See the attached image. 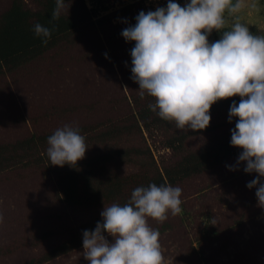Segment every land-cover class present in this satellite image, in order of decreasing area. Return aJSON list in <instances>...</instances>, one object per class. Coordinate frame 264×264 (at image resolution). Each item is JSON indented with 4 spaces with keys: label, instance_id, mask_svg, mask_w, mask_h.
Masks as SVG:
<instances>
[{
    "label": "rangeland",
    "instance_id": "obj_1",
    "mask_svg": "<svg viewBox=\"0 0 264 264\" xmlns=\"http://www.w3.org/2000/svg\"><path fill=\"white\" fill-rule=\"evenodd\" d=\"M11 2L0 0V15ZM84 2L96 17L84 19L82 0H66L61 15L78 21L77 32L28 64L0 74V146L52 134L64 124L79 127L87 146L84 157L73 165H52L45 157L40 164L33 163V158H23L13 160L0 171V213L5 218L0 225V264H89L83 256V246L42 261L43 256L66 243L72 229L99 218L104 208L69 206L63 201L58 180L68 169L84 167L86 162L113 151H126L129 152L126 161L115 159L104 164L100 161L99 165L118 176L136 175L141 168L150 176L153 162L160 169L177 159V151L165 148L173 135L191 133L182 152H199L212 138L221 137L235 126L228 123V110L221 109L211 114L209 126H218L211 133L179 130L174 121L164 124L154 121L157 116L147 118L146 123H151L147 128L142 118L154 98L147 94L141 97L139 85L130 78V49L134 42H126L120 33L129 23H135L141 10L154 11L166 6L167 0ZM176 2L183 6L185 0ZM252 2L246 0L238 13L226 12L224 30H230L238 18L248 25L250 32L264 36V0H254L255 8L251 7ZM42 3L44 0H23L32 12L40 11ZM216 33L212 31L209 41ZM116 127L123 133L107 138L108 129ZM33 151L39 157L47 153ZM237 158L180 182L181 213L175 216L169 213L163 222L149 218L150 226L159 230V238L165 237L167 241L161 249L163 264L251 263L241 262L235 251L243 252L252 246L242 239L252 212L248 204L253 205L252 191L245 187L242 177L249 180L250 175L258 174L245 175L243 162L238 170L230 171L226 165L235 164ZM214 214L225 215L222 224ZM258 218L264 219V214ZM234 224L239 225L235 228L237 238L232 233ZM255 227L264 235V223L257 222ZM252 229H248V234ZM107 238L112 240L111 236ZM237 241L243 245L237 246ZM235 244L238 250H234ZM256 251L258 256L254 258L263 264L264 244Z\"/></svg>",
    "mask_w": 264,
    "mask_h": 264
},
{
    "label": "clouds",
    "instance_id": "obj_2",
    "mask_svg": "<svg viewBox=\"0 0 264 264\" xmlns=\"http://www.w3.org/2000/svg\"><path fill=\"white\" fill-rule=\"evenodd\" d=\"M245 3L185 0L181 6L167 0L166 6L154 11L141 10L135 23L120 34L126 42H134L130 78L139 85L141 97H153L148 107L160 118L174 121L177 129H206L215 102L240 97L230 104L228 122L235 120L230 145L242 151L235 164L226 167L235 171L243 162L245 173L258 174L246 187L256 189L257 204L264 208V36L250 32L238 18L230 30H224L225 13H238ZM65 7L66 0H55L52 20ZM251 7H256L254 0ZM213 30L220 38L210 42ZM32 31L44 45L51 38L52 30L39 22ZM47 144L50 164L58 166L75 164L87 149L79 127L71 124L58 127ZM181 194L179 186L150 182L135 187L127 203L104 205L101 221L82 232L84 258L89 264H163L159 230L148 220L163 222L169 213H181ZM4 221L0 213V225Z\"/></svg>",
    "mask_w": 264,
    "mask_h": 264
},
{
    "label": "trees",
    "instance_id": "obj_3",
    "mask_svg": "<svg viewBox=\"0 0 264 264\" xmlns=\"http://www.w3.org/2000/svg\"><path fill=\"white\" fill-rule=\"evenodd\" d=\"M55 8V0H44L40 11L32 12L23 4V0H12L8 10L0 15V74L5 72H10L20 68L29 62L35 60L42 54H44L48 49L54 47L59 41H68L69 36L77 32L79 27L78 21L60 15L57 20H52L51 14ZM81 11L85 17L92 20L96 17L92 14L91 9L82 0ZM95 13V12H94ZM39 22L41 25L50 28L51 38L46 45L41 43V38L34 35L32 27L35 23ZM215 40L220 38V33L217 31L213 37ZM211 39L210 41H215ZM235 100L237 103L240 100L239 96H233L230 98H225L218 100L210 107V115L214 111H219L221 109H226L229 111L230 104ZM213 115V114H212ZM144 116V117H143ZM142 121L145 122L147 128L150 127L151 123L148 124L147 118L150 116H157L158 118L154 121L161 123H168L162 118H160L156 113H154L148 106L145 108ZM229 123V122H228ZM235 125V120H233ZM218 128L217 125L208 126L206 129L199 130L198 133H211L214 129ZM139 129V128H138ZM123 132L118 127L113 129H108L106 132L107 138H114ZM198 134L197 132H193ZM51 134L46 136L39 135V137H31L27 139H22L16 141L14 144H5L0 146V171H3L6 167H9L13 160L19 159H31L33 158V163H42L43 157L48 158L46 155L41 157L37 156L33 150H46L48 147L47 138ZM191 133H181L173 135L171 139L167 140L165 143V148L173 151H177V159L174 160L172 164L163 165L160 169L153 162V171L148 176L149 173L145 172L143 168L139 170L136 175L128 176H118L113 173H108L105 171L103 165H99V162L107 163L109 161L125 160L129 155L126 151H113L110 154L102 155L100 158L90 160L86 162L84 167L76 166V170H69L67 173L59 178L58 187L61 191L63 201L69 206H82L88 209L100 208L102 206H109L114 202H118L121 205L127 203L131 196L132 190L137 186H147L150 182L156 183L157 185L162 183H169L173 186H181L180 182L190 180L192 177L199 176L206 171H211L215 167L224 165L226 161L234 159L238 156L242 149L230 145L231 132H226L219 138H212L208 144L204 145L199 152H182L184 142L191 136ZM10 155L8 156L7 155ZM20 153V154H19ZM75 169V168H74ZM246 173L245 175H247ZM250 175V174H249ZM247 180L245 176L242 177L244 182L251 181ZM252 191V196L250 202L253 205H249L250 219L247 221V227L254 228L250 230L248 234V229L245 235H242L243 241L245 243H250L252 246H247V250L239 253L240 257H244L245 260L251 263L246 264H256L258 259L254 258L258 256L255 254L260 246L264 244V235L257 231L255 223H264L261 217L264 214V208H261L257 204V198L255 196V188L250 189ZM182 200V199H181ZM247 205V204H246ZM217 220H224V216H219L214 214ZM101 215L93 221H89L79 227L77 230L70 231L69 239L66 243L60 244L57 248L53 249L50 254L43 256L42 261H49L56 257H59L68 252H72L81 246L82 244V232L83 230H92L95 228L96 223L101 221ZM238 224V223H237ZM236 226H239L237 225ZM245 225V224H244ZM235 224L233 226V237L239 233L235 232ZM231 236L232 234L229 233ZM164 240V241H162ZM159 242L162 247H165L167 241L165 237L159 238ZM237 246H242L240 242H236ZM236 244L234 250H236ZM244 248V247H243ZM238 250V248H237ZM234 253V252H233ZM163 254V253H162ZM254 255V256H252ZM255 262V263H254ZM35 264V262L33 263ZM260 264V262L258 263ZM264 264V263H263Z\"/></svg>",
    "mask_w": 264,
    "mask_h": 264
},
{
    "label": "crops",
    "instance_id": "obj_4",
    "mask_svg": "<svg viewBox=\"0 0 264 264\" xmlns=\"http://www.w3.org/2000/svg\"><path fill=\"white\" fill-rule=\"evenodd\" d=\"M246 187V186H245ZM182 233H183V231H182ZM164 241V240H163ZM165 241H166V239H165ZM239 260L242 262V261H245V258L244 257H239Z\"/></svg>",
    "mask_w": 264,
    "mask_h": 264
}]
</instances>
